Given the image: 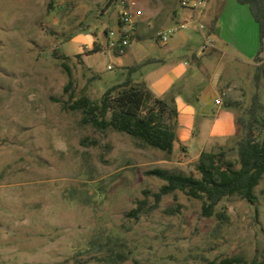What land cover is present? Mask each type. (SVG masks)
Listing matches in <instances>:
<instances>
[{"label":"rangeland","instance_id":"rangeland-1","mask_svg":"<svg viewBox=\"0 0 264 264\" xmlns=\"http://www.w3.org/2000/svg\"><path fill=\"white\" fill-rule=\"evenodd\" d=\"M200 9L189 28L173 23L160 32L168 39L190 35L203 51L210 35ZM118 27L119 8L111 0H0V264H105L106 253L119 252L126 260L114 257L113 264L264 257V178L257 205L225 198L217 207L221 217L203 216L202 200L179 190L155 207L154 194L166 182L148 172L161 168L199 177L197 161L141 147L110 128L99 131L81 122V111L66 108L71 96L98 101L125 80L128 67L119 66L105 33ZM79 34L103 43L96 62L86 58L85 46L82 53L70 49L68 42ZM153 51L149 55H159ZM188 57L181 52L175 59ZM64 62L73 73L68 91ZM244 82L235 109L248 119L256 82L254 76ZM259 92L264 103V87ZM241 135L239 127L235 137L207 151L229 150L235 159Z\"/></svg>","mask_w":264,"mask_h":264},{"label":"crops","instance_id":"crops-1","mask_svg":"<svg viewBox=\"0 0 264 264\" xmlns=\"http://www.w3.org/2000/svg\"><path fill=\"white\" fill-rule=\"evenodd\" d=\"M137 1L143 16L135 25L130 45L124 50L109 51L118 56L120 67L141 66L133 78L145 81L155 96L164 97L175 91L176 140L172 154L196 162L203 151L239 132L236 109L224 107V102L238 104L237 100H243L246 92L245 77L255 78L257 67L264 70V40L262 43L259 25L248 5L237 0H206L200 9V19L208 29L215 20V32L209 34L211 43L206 48L207 38L202 43L201 51L195 49V38L190 35L166 41L158 36L161 29L170 28L173 23L189 28L193 16L197 18V9L184 5L182 0ZM202 34L206 37L203 30ZM96 42L103 50V43L92 35H75L68 45L76 53H82L83 46L91 50ZM149 50L159 51V55H149ZM100 51L87 54L86 58L96 62L95 55ZM181 52L191 58L185 62L175 59ZM263 80L264 75L260 91Z\"/></svg>","mask_w":264,"mask_h":264},{"label":"trees","instance_id":"trees-1","mask_svg":"<svg viewBox=\"0 0 264 264\" xmlns=\"http://www.w3.org/2000/svg\"><path fill=\"white\" fill-rule=\"evenodd\" d=\"M238 3L248 5L260 29V38L264 40V0H237ZM209 34L215 32V20L209 27ZM108 34V30H105ZM100 51L98 44L87 54ZM261 52V49H260ZM55 53L59 58L68 56L58 49ZM259 60V54L256 57ZM69 82L66 90L73 86V73L67 63H63ZM141 66L127 68L124 81L116 83L103 93L102 97L92 100L83 95L78 99L73 96L66 103V108L79 110L83 116L81 122L91 125L99 131L113 129L126 133L139 140V146H150L172 154L176 140L175 91L171 90L164 97L153 94L145 81H136L133 74ZM264 75L263 67H257L255 73L256 92L253 95L248 110V119L237 118L238 127L242 135L236 142V158H229V150L218 152L203 151L196 162L199 177L169 172L156 168L148 172L156 175L166 183L154 194L155 207L159 205L163 196L182 191L187 196L202 200V215L221 217L217 207L225 199L238 196L250 204L257 205L260 201L257 188L264 178V103L261 101L260 87ZM239 106L234 102L225 101L224 107ZM143 206L140 205L130 215L136 216ZM114 257L120 261L126 260V254L119 252L115 255L106 253L103 257L105 264H113ZM212 264H264V257H254L250 261L241 255L225 257L215 260Z\"/></svg>","mask_w":264,"mask_h":264},{"label":"built area","instance_id":"built-area-1","mask_svg":"<svg viewBox=\"0 0 264 264\" xmlns=\"http://www.w3.org/2000/svg\"><path fill=\"white\" fill-rule=\"evenodd\" d=\"M112 5H117L119 8V27L115 31L113 29L108 30V36L110 37L109 48L111 49H126L134 36L135 25L139 18L143 16V11L138 9L137 0H111ZM206 0H182L184 5L190 6L193 9H200L205 5ZM185 28V25H182ZM176 29H172L169 33H174ZM158 36L166 41L168 36L159 32ZM211 43L210 39H207L204 45L206 48ZM111 69V67L109 66ZM216 103H221V99H216Z\"/></svg>","mask_w":264,"mask_h":264}]
</instances>
